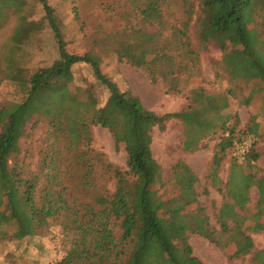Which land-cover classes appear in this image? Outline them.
<instances>
[{"label": "trees", "instance_id": "obj_1", "mask_svg": "<svg viewBox=\"0 0 264 264\" xmlns=\"http://www.w3.org/2000/svg\"><path fill=\"white\" fill-rule=\"evenodd\" d=\"M36 1L44 11L43 19L33 22L21 17L27 22L22 35L27 37L35 28L48 24L56 39L58 56L50 65L38 67L28 75L18 68L10 76L19 100L0 107V227H13L12 237L20 240L62 217V228L70 235L71 246L56 264H204L190 245L180 246L185 226L205 228L203 236L225 249L231 259L252 252L254 244L248 232H264V223L245 225L248 217L242 216L240 210L248 203L249 188L256 185L259 198L254 215L262 213L264 178L255 179L248 172L259 157L254 149L259 125L252 123L242 138H235V128L228 125L230 116L224 110L236 92L227 88L212 94L198 87L192 89V102L186 109L157 114L145 108L138 96L120 90L104 72L102 58L94 48L84 53L70 52L49 0ZM132 1L133 8L146 11V4L139 7L136 0ZM166 1L169 0L147 1L155 7L157 23L163 28L166 24L160 7ZM182 2V16L178 24L170 26L168 35L164 36L160 29L138 40L114 38L113 42L109 36L102 40V46L118 60L142 69L151 83L162 81L168 91L179 92L178 79L197 53L192 47V34L200 47L212 43L222 52L223 70L229 81L238 88H248L244 104L258 94L264 102V39L260 38L264 37V0ZM6 20L0 10V26ZM79 63L89 65L96 80L108 91L103 105L96 103L81 117L76 115L75 102L67 90L71 69ZM39 118L46 120L53 140L38 168L31 170L20 159L19 140L27 124L34 125ZM170 119H178L184 126L182 144L186 152L201 148L205 137L221 133L209 171L213 186L223 192L216 212L218 230L210 224L195 186L198 178L191 167L178 160L165 176L153 156L152 131L154 127L164 130ZM95 125L106 128L115 146L123 144L126 152L125 170L93 157L113 181L112 192L96 196L97 208L77 204L70 196L66 182L69 178L57 169L62 160L59 154L72 152V160L85 168L83 179H88L94 172L88 156L93 151L91 127ZM249 135L254 136V142L245 160L238 162L233 150ZM228 149L233 160L225 188L221 189L217 173ZM253 259L255 264H264V248L256 251Z\"/></svg>", "mask_w": 264, "mask_h": 264}, {"label": "rangeland", "instance_id": "obj_2", "mask_svg": "<svg viewBox=\"0 0 264 264\" xmlns=\"http://www.w3.org/2000/svg\"><path fill=\"white\" fill-rule=\"evenodd\" d=\"M147 1H135L139 7H144L146 4L148 6L146 11L140 10L143 8H133L132 0H49V3L58 19L67 49L74 53H84L94 48L102 58L104 72L116 82L120 90L138 96L145 108L157 114L186 109L192 102V89L198 87L212 94L222 93L227 88L234 90L237 96L229 98L230 104L224 110V113L230 116L228 125L234 126L235 138H242L249 131L252 123H258L259 135L256 137L254 149L259 157L248 172L252 173L255 179L264 178L263 98L258 94L249 104L242 102L248 93V88H238L235 82L229 81L223 70L222 52L216 46L210 43L200 47L191 34L192 47L197 53L193 60L188 61L187 71L178 79L181 88L179 92L168 91L162 81L151 83L142 69L118 60L113 52L105 50L102 46V40L109 36L113 42L114 38L138 40L160 29L164 36L168 35L170 26L178 24V19L182 16V0H169L160 7L161 19L166 24L164 28L157 23L155 7ZM0 6L7 19L0 26L1 107L5 102L19 100L13 92L10 79L18 68L23 70V74L28 75L38 67L50 65L57 58L58 52L56 39L48 24L39 29L35 28L27 37L22 35L27 22L21 21V17L33 22L43 19L44 11L36 0H0ZM260 38L264 39L261 36ZM177 60L180 62L179 58ZM71 73L72 78L68 79L67 90L75 102L76 115L86 116L97 105L96 103L99 105L105 103L108 91L99 84L87 64L74 65ZM32 124L33 122L27 124L19 140L20 159L27 163L31 170H36L53 138L45 119L39 118L34 125ZM91 130L93 151L88 157L94 172L90 173L88 179L86 181L83 179L85 168L72 160V152L64 151L59 154L62 160L57 169L69 178L65 181L70 187V196L77 204L87 203L97 208L96 196L106 194L107 191L112 192L113 181L104 174L102 163L93 157H101L125 170L126 152L123 144L115 146L106 128L95 125ZM220 135L221 133H217L215 137H205L201 141V148L186 152L182 144L185 138L184 126L180 120L170 119L164 130L154 127L151 143L153 156L161 165L165 176L178 160L185 161L197 175L198 181L195 186L199 198L206 207L211 226L216 230L219 227L216 222V212L222 204L223 192L213 186L209 171L215 144L219 141ZM62 144L61 141L58 145ZM232 160V153L228 149L217 173L221 189L225 188ZM248 195L249 200L245 209L240 210L242 216L248 217L244 224L250 227L256 221L264 223V204L262 213L258 216L254 215V205L259 198L256 185L249 188ZM63 221L62 217L56 218L36 234L20 240L12 237L13 227L1 226L0 264H56L71 246V237L62 228ZM204 232L203 227L192 229L185 226L180 235V246L190 245L193 254L204 264H255L253 254L264 248V232L249 231L254 244L252 252L244 257L231 259L225 249L219 248L205 238Z\"/></svg>", "mask_w": 264, "mask_h": 264}, {"label": "built area", "instance_id": "obj_3", "mask_svg": "<svg viewBox=\"0 0 264 264\" xmlns=\"http://www.w3.org/2000/svg\"><path fill=\"white\" fill-rule=\"evenodd\" d=\"M253 142L254 136L249 135L243 141L236 143V146L233 150V156H235L238 162H243V160H245V155L249 151Z\"/></svg>", "mask_w": 264, "mask_h": 264}]
</instances>
